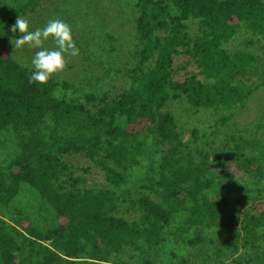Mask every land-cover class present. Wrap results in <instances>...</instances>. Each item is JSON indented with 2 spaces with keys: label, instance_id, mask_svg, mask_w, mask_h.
I'll return each instance as SVG.
<instances>
[{
  "label": "trees",
  "instance_id": "1",
  "mask_svg": "<svg viewBox=\"0 0 264 264\" xmlns=\"http://www.w3.org/2000/svg\"><path fill=\"white\" fill-rule=\"evenodd\" d=\"M77 9L95 35L73 32ZM18 16L31 30L67 22L94 84L120 89L29 83ZM255 43L264 0H0V135L16 147L0 167V264H153L168 237L188 250L175 264H264V117L234 121L264 89ZM177 56L197 72L175 79ZM172 102L218 115L210 132L184 139ZM92 169L101 183L87 184Z\"/></svg>",
  "mask_w": 264,
  "mask_h": 264
},
{
  "label": "rangeland",
  "instance_id": "2",
  "mask_svg": "<svg viewBox=\"0 0 264 264\" xmlns=\"http://www.w3.org/2000/svg\"><path fill=\"white\" fill-rule=\"evenodd\" d=\"M86 10L85 13L81 12L79 9L76 12H72L69 15L70 23L73 25V32L81 31L80 34H88L92 36L97 30L94 29V18L92 14ZM86 15V16H85ZM83 16L87 17V19ZM36 24V23H35ZM92 24V25H90ZM41 27V26H40ZM39 28V27H37ZM95 35V34H94ZM249 37L243 31L232 39L226 47L228 50H235L236 48H243L245 46L244 41L248 40ZM264 46V45H263ZM46 48H54V43L49 40L46 41L44 44ZM254 51L261 52L264 50L259 49V43H255ZM93 48V46H92ZM21 59L31 64V59L35 53V49L29 48L27 46L21 49ZM80 58H73L70 56L66 57V68L64 71L57 73L54 77L58 78L59 80H67L71 83H75L74 85L76 88L70 90L71 93H82L90 88H99L101 87L104 90L109 91H118L122 86L120 81L114 79L112 77L108 78V80H101L97 85L94 84L92 81V77H99V74H93L90 71H84V67H86V62L82 63ZM95 69V68H94ZM173 69L176 71L174 74V78L181 80L185 77L186 74L192 72H197L196 69L190 64L187 63V59L182 56H177L174 58ZM94 73H96L93 70ZM113 79V81H112ZM107 81V82H105ZM169 111L173 112L177 115L180 119L181 127L183 131L185 130L186 133L183 135V138L186 139L188 137V131L191 127L197 128L200 132L206 131L210 132V127L212 123L216 120L218 115L210 111H199L194 113L192 110L188 109L185 105L180 104L179 102H172L168 104ZM264 117V89L256 92L252 95L249 99L247 106L242 110L239 114L234 117V121L237 125H245L248 123L254 122V120ZM16 153V147L14 141L7 136V135H0V167L4 165V163L9 159V156H13ZM83 166H86L85 163H80ZM85 178L86 182L89 185H93L96 183H101L103 181L102 173L98 170H90L89 173L81 172ZM26 187V186H25ZM28 194L23 195L24 199L27 200L31 199V195L34 194L32 190H30ZM25 192V191H24ZM28 195V196H27ZM41 202V201H40ZM46 209L45 212H42L43 223L46 226L51 227L54 224V216H50V213ZM188 253L185 248L180 243H175L168 237L167 241H165L162 245L157 247L151 251V257L153 259V264H175L176 259L178 256H184ZM114 262L117 259H112ZM128 264H137L134 260H130L127 262Z\"/></svg>",
  "mask_w": 264,
  "mask_h": 264
},
{
  "label": "clouds",
  "instance_id": "3",
  "mask_svg": "<svg viewBox=\"0 0 264 264\" xmlns=\"http://www.w3.org/2000/svg\"><path fill=\"white\" fill-rule=\"evenodd\" d=\"M12 33L18 35L11 39L15 49L27 46L35 49L31 59V71L28 76L29 83L45 85L57 73L66 68V57L77 58L80 49L76 45L72 29L62 19L49 20L42 28L30 29L29 22L20 16L11 26ZM51 40L55 47L46 48L44 44Z\"/></svg>",
  "mask_w": 264,
  "mask_h": 264
}]
</instances>
